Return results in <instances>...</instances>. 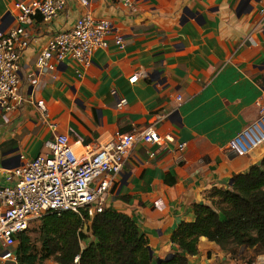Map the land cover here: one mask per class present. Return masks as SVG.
Here are the masks:
<instances>
[{"label":"crops","instance_id":"0c3cea01","mask_svg":"<svg viewBox=\"0 0 264 264\" xmlns=\"http://www.w3.org/2000/svg\"><path fill=\"white\" fill-rule=\"evenodd\" d=\"M33 1L42 0H0V32L18 26L17 3ZM88 1L84 7L67 0L53 21L38 17L24 26L30 38L20 61L25 102L7 118L0 111V186L12 185L14 170L47 153L45 143L57 134L69 136L82 154L117 133L154 126L175 142L136 143L107 209L135 220L152 264H159L178 251L172 236L195 220L194 206L212 207L211 190L229 188L235 175L264 159L263 148L239 155L229 147L264 108V0H133L132 8L119 0ZM88 11L113 23L108 47L95 51L89 65L69 61L40 72L48 41ZM39 101L46 116L34 105ZM86 233L82 248L94 241ZM198 250L189 264H249L251 258L264 264V254L247 246L233 257L202 237ZM17 251L18 242L0 249V264H18Z\"/></svg>","mask_w":264,"mask_h":264},{"label":"built area","instance_id":"2783aa9c","mask_svg":"<svg viewBox=\"0 0 264 264\" xmlns=\"http://www.w3.org/2000/svg\"><path fill=\"white\" fill-rule=\"evenodd\" d=\"M75 1L89 7L88 0ZM119 1L128 8L133 7V0ZM66 5L67 0L17 3L18 26L0 32V111L5 118L25 102L21 93L20 61L30 45V38L24 26L38 17L51 22ZM113 30L110 20L96 19L88 11L72 28L57 33L48 41L38 58L39 71L54 72L59 65L69 61L89 65L95 51L108 47V37ZM116 42L122 46V37ZM178 101H182V97H178ZM34 105L46 116L43 101ZM138 142L165 146L174 143L175 139L160 135L152 126L139 132L117 133L98 150L86 147L82 154L77 153L76 144H72L65 134H57L48 140L45 143L47 153L14 170L12 185L0 186V249L14 247L19 234L48 214L85 211L93 217L104 212L114 181ZM185 147L186 144L179 145L181 151ZM229 147L239 155L264 149V108L234 137Z\"/></svg>","mask_w":264,"mask_h":264},{"label":"trees","instance_id":"16d2710c","mask_svg":"<svg viewBox=\"0 0 264 264\" xmlns=\"http://www.w3.org/2000/svg\"><path fill=\"white\" fill-rule=\"evenodd\" d=\"M232 180L229 188L208 193L212 207L194 206L195 220L181 223L172 236L178 251L161 264H189L190 257L199 254L202 237L233 257L243 246L264 254V159ZM86 231L94 241L82 248ZM17 242L18 264H152L148 240L135 220L112 209L93 217L85 211L48 214L40 220L37 240L26 231Z\"/></svg>","mask_w":264,"mask_h":264},{"label":"rangeland","instance_id":"374dc122","mask_svg":"<svg viewBox=\"0 0 264 264\" xmlns=\"http://www.w3.org/2000/svg\"><path fill=\"white\" fill-rule=\"evenodd\" d=\"M39 226H40V221H34L28 232H29V235L34 239V240H37L38 238V230H39Z\"/></svg>","mask_w":264,"mask_h":264},{"label":"water","instance_id":"95a60500","mask_svg":"<svg viewBox=\"0 0 264 264\" xmlns=\"http://www.w3.org/2000/svg\"><path fill=\"white\" fill-rule=\"evenodd\" d=\"M232 185H233V180L230 181V186H232ZM151 256H152V254H151ZM173 258H174V255L168 257V258H167L166 260H164V261H159V264H161L162 262H168V261L172 260Z\"/></svg>","mask_w":264,"mask_h":264}]
</instances>
